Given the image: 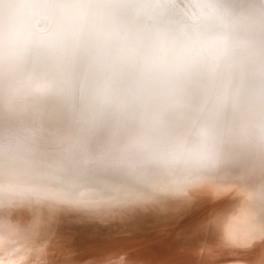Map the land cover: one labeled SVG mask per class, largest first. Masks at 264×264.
<instances>
[{
	"label": "clouds",
	"instance_id": "1",
	"mask_svg": "<svg viewBox=\"0 0 264 264\" xmlns=\"http://www.w3.org/2000/svg\"><path fill=\"white\" fill-rule=\"evenodd\" d=\"M177 241L264 264V0H0V264Z\"/></svg>",
	"mask_w": 264,
	"mask_h": 264
},
{
	"label": "rangeland",
	"instance_id": "2",
	"mask_svg": "<svg viewBox=\"0 0 264 264\" xmlns=\"http://www.w3.org/2000/svg\"><path fill=\"white\" fill-rule=\"evenodd\" d=\"M187 223L173 225V230L186 228ZM194 241L181 244L179 241L166 243L164 245L158 244L148 251L151 254H156L161 258L166 257L169 264H195V257L193 255Z\"/></svg>",
	"mask_w": 264,
	"mask_h": 264
}]
</instances>
